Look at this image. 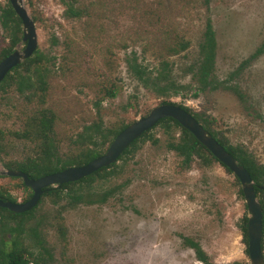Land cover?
Instances as JSON below:
<instances>
[{
	"label": "rangeland",
	"instance_id": "1",
	"mask_svg": "<svg viewBox=\"0 0 264 264\" xmlns=\"http://www.w3.org/2000/svg\"><path fill=\"white\" fill-rule=\"evenodd\" d=\"M8 3L0 0V7ZM22 3L34 23L36 53L44 57L32 66L43 84L39 89L34 74V94L19 93L15 81L26 75L21 66L0 87V172L5 163L41 155L39 145L16 136L33 114L52 120L53 162L93 148L77 142L85 127L119 130L166 102L200 114L230 145L264 166V51L250 59L264 40V0ZM208 20L215 61L208 86L198 90L195 72ZM19 29L13 51L24 47L21 24ZM9 47L10 30L0 26V61ZM134 58L153 76L166 62L170 80L184 90L177 96L146 90L128 69ZM180 135L158 125L116 162L112 174L72 185L59 198L41 196L22 223L21 246L40 242L52 256L48 264H203L184 243L187 238L201 247L208 264H249L239 229L249 216L240 184L219 163L204 166L195 155L182 166L183 158L168 149ZM109 143L94 149L102 155ZM0 193L16 203L31 194L20 179L5 175ZM66 193L80 194L82 201L69 203ZM262 251L264 257V238Z\"/></svg>",
	"mask_w": 264,
	"mask_h": 264
},
{
	"label": "trees",
	"instance_id": "2",
	"mask_svg": "<svg viewBox=\"0 0 264 264\" xmlns=\"http://www.w3.org/2000/svg\"><path fill=\"white\" fill-rule=\"evenodd\" d=\"M71 11V15L77 16L79 13L75 11ZM21 24L20 19L15 15L10 3L5 5L4 7H0V26L3 29L10 30V47L7 50H4L2 53V59L9 55L13 50V46L17 41V33L19 32V26ZM186 44H182L181 49L186 48ZM215 49L216 42L214 37V31L212 29L210 20L206 22L205 31L203 34V41L199 46V62L196 66L195 77L197 82L200 84V88L198 90H203L206 86H208L209 81L208 78L211 76L214 61H215ZM264 51V40L261 46L255 51V53L250 57V59L255 58L257 55H260ZM35 55V56H34ZM44 57L41 54H37L36 50L33 55L24 60L22 64H19L12 68L3 81L0 83V87L7 82L10 73L18 70L19 67L22 66L26 75L20 76L18 75L17 81H15V87L19 93L29 92V95H33V83H32V75H36V81L38 84V88H42L43 79L39 73V70H36L34 65L39 64ZM25 64V65H23ZM168 64L163 62L159 69L156 70L155 75L153 76V72L148 71L146 67L140 65L136 62L135 58L128 63V69L134 78L142 85L143 88L149 90L156 95L160 96H177L181 90H184L183 86L175 85L169 78V71L167 70ZM37 72V73H36ZM8 86V84H7ZM109 97L114 96V92L111 91L108 93ZM29 99V98H28ZM168 104L177 105L175 103L166 102ZM164 103V104H166ZM184 111L188 112L193 118L205 129V131L211 135L235 160L236 162L243 166L250 175V178L253 182L254 192L258 199V202L262 208V241H261V250H263V238H264V166L257 164L254 159L243 151L241 148L234 147L228 143V141L220 135L217 131L212 129L211 124L207 122L205 119L201 117L200 114H193L190 110L183 106L177 105ZM52 120L51 118L46 117V114L41 112L37 115L33 114L27 119L25 129L20 132L18 138H22L25 140H29L30 142L36 143V145L40 146L41 155L38 157H34L32 159H28L26 162H17L14 165L10 163L4 164L5 169L8 170H17L25 173L31 179H38L40 177L59 172L65 170L70 167H78L87 164L89 161L93 160L97 156L101 155V153L95 151L94 148L98 146L105 145L113 140V138L125 127L119 130H103L99 124H91L85 127L83 133H81L77 139L79 143H88L93 148H86L82 153H79L75 157L66 158L61 160L55 157V160L52 162V158H54V144L52 140L49 139L48 133L51 130ZM161 125L165 127V130L170 129H178L181 133L180 138L176 143H169L168 149L177 153L181 156L182 166H188L192 157L195 155L197 158L201 160V163L204 166H209L212 162L219 163L211 153L205 149L196 139L183 127H181L175 120L171 118H165L160 120L156 126ZM155 126V127H156ZM154 127V128H155ZM150 129L149 131L142 134L137 140H135L131 145L120 155L118 160L129 153H132L136 148V144L139 141L144 140L150 132L154 129ZM155 142V140H153ZM117 160V161H118ZM220 164V163H219ZM224 167L222 164H220ZM116 166V163L109 165L108 167L102 168L88 177H85L77 182L67 183L59 186H50L43 189L44 195H53L56 198L61 197L62 192L64 190L69 189L72 185L91 181L94 176L100 175V173H104L101 177H106L107 175L112 174L110 171L112 168ZM228 172H230L226 167H224ZM13 178V177H11ZM20 179V178H16ZM21 180V179H20ZM235 180L239 183V181L235 178ZM21 187L24 190H29L30 188L25 187L21 180ZM239 195H242L241 187L239 189ZM30 197L24 202L28 201L32 196V191L30 189ZM107 194L104 195L103 199H105ZM69 203H80L82 201V195L80 194H69L66 193ZM41 198V197H40ZM0 199L11 201L16 203L15 199L10 196H6L0 193ZM40 203V200L38 204ZM37 204V205H38ZM36 205V206H37ZM36 206L26 212L23 213H12L7 209L0 208V231L2 234H5V237L0 238V264H48V262L52 259L51 254L41 247V244L37 243L35 246H31L30 248L21 246L19 242V238H21L22 233V223L25 220L31 219ZM5 214V215H4ZM16 222L14 225H11L10 222ZM240 231L243 234L244 242L247 245V217L242 219V225L239 227ZM33 236H36V231L34 229L31 230ZM8 236V239H6ZM8 243L11 244V248L8 246ZM184 243L194 250L196 258L203 264H208L207 257L201 247L189 240L187 238L184 239ZM240 264V263H233Z\"/></svg>",
	"mask_w": 264,
	"mask_h": 264
},
{
	"label": "water",
	"instance_id": "3",
	"mask_svg": "<svg viewBox=\"0 0 264 264\" xmlns=\"http://www.w3.org/2000/svg\"><path fill=\"white\" fill-rule=\"evenodd\" d=\"M15 15L20 19L22 26L21 51L14 50L0 61V83L7 73L19 65L22 61L30 58L37 49L34 23L28 16L22 0H8ZM165 118L175 120L181 127L186 129L211 155L239 181L243 199L249 213L247 218V255L249 264H264L262 241V208L254 192L253 182L247 170L239 165L236 160L190 115L177 105L160 104L150 112L121 130L109 143L104 154L97 156L87 164L70 167L38 179H31L25 173L17 170L5 169L0 175L20 178L25 187L32 191L31 198L24 203H13L0 199V208L12 213H23L33 209L39 202L43 189L50 186H59L77 182L94 172L116 163L120 155L137 140L142 134L154 128L157 123Z\"/></svg>",
	"mask_w": 264,
	"mask_h": 264
},
{
	"label": "flooded vegetation",
	"instance_id": "4",
	"mask_svg": "<svg viewBox=\"0 0 264 264\" xmlns=\"http://www.w3.org/2000/svg\"><path fill=\"white\" fill-rule=\"evenodd\" d=\"M12 52H13V51H12ZM12 52H11V53H12ZM7 56H8V55H7Z\"/></svg>",
	"mask_w": 264,
	"mask_h": 264
}]
</instances>
